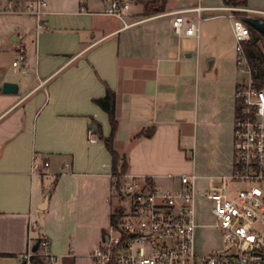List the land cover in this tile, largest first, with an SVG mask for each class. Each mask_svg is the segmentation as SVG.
Masks as SVG:
<instances>
[{"label":"crops","instance_id":"0c3cea01","mask_svg":"<svg viewBox=\"0 0 264 264\" xmlns=\"http://www.w3.org/2000/svg\"><path fill=\"white\" fill-rule=\"evenodd\" d=\"M133 1L135 18L144 20L127 28L101 13L107 0H47L40 21L0 13V85L19 86L0 91V264H26L19 255L29 220L38 224L32 238L49 239L56 264H92L114 205L111 156L97 133L98 125L108 136L111 126L94 102L107 88L115 94L113 146L128 173L168 186L167 174L183 173L180 159L196 173L206 146L221 155L238 82L231 21L223 10H205L198 37L178 36L172 11L195 3L166 0L148 12ZM247 3L238 5L264 19L263 8ZM20 46L23 71L14 72ZM34 154L48 164L38 159L33 170Z\"/></svg>","mask_w":264,"mask_h":264},{"label":"built area","instance_id":"2783aa9c","mask_svg":"<svg viewBox=\"0 0 264 264\" xmlns=\"http://www.w3.org/2000/svg\"><path fill=\"white\" fill-rule=\"evenodd\" d=\"M135 4L133 0H107L101 13L117 18L122 28H127L144 20L135 18ZM46 7L47 0H25L23 8H19L18 0H0V13H27L38 21ZM205 10L225 11L221 16L231 21L236 67L247 74L234 90L231 171L209 176L211 181L204 193L212 201L213 226L221 234L223 247L207 254L196 252L195 199L199 176L194 171L167 174L171 184L165 187L149 177L127 171L120 175L111 172L113 199L126 197L130 202L127 210L124 205H113L102 240L89 254L92 264H264V88L253 84L243 46L250 38V29L242 18L251 9L231 4H196L174 10L173 32L198 37L201 13ZM79 11H85L82 5ZM192 12L195 18L185 15ZM243 12L246 14L242 15ZM24 61L25 51L20 46L11 63L13 71L22 72ZM89 140L93 138L89 136ZM38 159L41 160L40 156L34 154L33 170L38 167ZM41 163L48 164L45 160ZM37 227L36 220L28 221V247L19 255L20 259L26 264H32V258H38L40 263H57L49 239L43 235L32 238Z\"/></svg>","mask_w":264,"mask_h":264},{"label":"rangeland","instance_id":"374dc122","mask_svg":"<svg viewBox=\"0 0 264 264\" xmlns=\"http://www.w3.org/2000/svg\"><path fill=\"white\" fill-rule=\"evenodd\" d=\"M180 1V0H178ZM186 3H195L201 5H213L217 3L218 0H181ZM182 3V2H181ZM231 5H238L232 4ZM155 6L159 5V0H156ZM247 5L257 6L259 8L264 9V0H248ZM163 6V5H162ZM241 6V5H238ZM243 7V6H241ZM148 12H152L153 10L147 9ZM246 14V12L242 13V15ZM218 21H222L219 19ZM232 54L234 57V61L232 63V70L237 77L238 81L242 76H246L245 72H241L236 67V53L233 48ZM236 86V84H235ZM234 90L232 92L231 98L234 103ZM231 117V111H229V118ZM234 117V114H233ZM226 140L223 143V150L221 155H216L213 151L210 150L208 146H206L196 157V173L199 174L198 179L196 180V188L197 195L195 199V218H196V229H195V249L198 254H207L212 250L220 249L223 247V243L221 240V234L216 230L213 226L215 221L214 215L211 213L212 201L207 199L204 195L205 191L208 189L210 179L209 174H220V173H229L231 171L232 158H233V121L227 124L226 130ZM187 157H190L187 155ZM178 172H188L191 170L190 164L188 160H179L178 164ZM207 175V176H204ZM163 181L158 183V186L165 187L162 185ZM117 195V194H116ZM130 199L122 198L117 200L114 198V204L117 206H123L125 209H128ZM120 204V205H119ZM126 219H130L129 215L124 216ZM40 264H46L44 261ZM56 264V263H54Z\"/></svg>","mask_w":264,"mask_h":264},{"label":"trees","instance_id":"16d2710c","mask_svg":"<svg viewBox=\"0 0 264 264\" xmlns=\"http://www.w3.org/2000/svg\"><path fill=\"white\" fill-rule=\"evenodd\" d=\"M144 4L145 9L150 10H161L162 5L156 7L154 4L156 0L143 1L137 0ZM224 3L240 4L244 0H223ZM250 38L244 42V51L247 56L248 63L252 70V82L257 88H264V39L263 37L254 29L249 26ZM94 102L97 103L108 115L110 122V133L108 136H103L100 131V127L97 125V133L99 138L103 141L107 151L111 156L112 161V172L116 174H122L127 170V161L125 156H121L113 146V137L115 130L117 128V120L115 116V94L110 89L107 88L105 95L99 98H95ZM153 129L145 131L144 135H151ZM32 264H39L40 260L38 258H32Z\"/></svg>","mask_w":264,"mask_h":264},{"label":"water","instance_id":"95a60500","mask_svg":"<svg viewBox=\"0 0 264 264\" xmlns=\"http://www.w3.org/2000/svg\"><path fill=\"white\" fill-rule=\"evenodd\" d=\"M165 2L166 0H159V5H164ZM156 7L158 6L156 5ZM242 19L248 26L257 31L264 39V19L258 16H244ZM212 63L213 61L209 60L208 65L211 66ZM18 87L19 86L16 82L4 81L0 85V91L4 93H14L18 91ZM36 247L37 245L35 244L33 246V250H35Z\"/></svg>","mask_w":264,"mask_h":264}]
</instances>
